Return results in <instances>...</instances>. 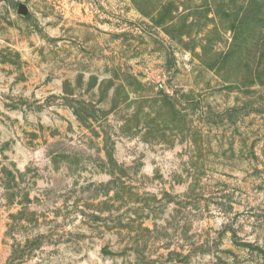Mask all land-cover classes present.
<instances>
[{
  "label": "rangeland",
  "instance_id": "rangeland-1",
  "mask_svg": "<svg viewBox=\"0 0 264 264\" xmlns=\"http://www.w3.org/2000/svg\"><path fill=\"white\" fill-rule=\"evenodd\" d=\"M151 5L0 0V264H264V0Z\"/></svg>",
  "mask_w": 264,
  "mask_h": 264
},
{
  "label": "trees",
  "instance_id": "trees-1",
  "mask_svg": "<svg viewBox=\"0 0 264 264\" xmlns=\"http://www.w3.org/2000/svg\"><path fill=\"white\" fill-rule=\"evenodd\" d=\"M151 2H152V0H133V3L136 5V7L145 15L150 14L148 11L154 5V4L151 5ZM173 5H174V3L171 1L167 4L161 5L160 6L161 9L158 12L160 14V17L157 20H155L154 23H156L157 25H163L168 20L170 22L174 21V19L176 17L170 18V14H172V8L174 7ZM170 26H172V24H170ZM171 30L173 31L174 27H171ZM86 105H91V103H89V104L86 103ZM76 111H77V109H76ZM76 113H77L78 117L81 118V114L79 112H76Z\"/></svg>",
  "mask_w": 264,
  "mask_h": 264
},
{
  "label": "water",
  "instance_id": "water-1",
  "mask_svg": "<svg viewBox=\"0 0 264 264\" xmlns=\"http://www.w3.org/2000/svg\"><path fill=\"white\" fill-rule=\"evenodd\" d=\"M25 11H26L25 7L23 5H21L20 6V12H25Z\"/></svg>",
  "mask_w": 264,
  "mask_h": 264
}]
</instances>
